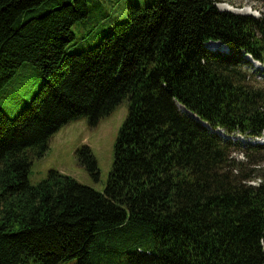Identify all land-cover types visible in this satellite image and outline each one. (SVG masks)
<instances>
[{
	"label": "trees",
	"instance_id": "obj_1",
	"mask_svg": "<svg viewBox=\"0 0 264 264\" xmlns=\"http://www.w3.org/2000/svg\"><path fill=\"white\" fill-rule=\"evenodd\" d=\"M225 1L129 4L70 51L87 0H0V88L24 62L45 77L14 117L0 106V264H264V142L229 137L264 133V79L246 67L264 64V12ZM125 98L103 191L53 168L29 181L62 124ZM75 153L98 179L90 146Z\"/></svg>",
	"mask_w": 264,
	"mask_h": 264
},
{
	"label": "rangeland",
	"instance_id": "obj_2",
	"mask_svg": "<svg viewBox=\"0 0 264 264\" xmlns=\"http://www.w3.org/2000/svg\"><path fill=\"white\" fill-rule=\"evenodd\" d=\"M152 1L87 0L88 14L72 25L74 37L68 43L67 49L80 51L93 46L99 41L102 34L110 30L115 23L127 18L129 4L144 7L151 4ZM225 5L238 10L237 13L259 16L261 12H264V2L258 0H234L232 4H229L226 0L221 2L219 7L225 9ZM209 46L213 47L210 44ZM248 60L249 63L246 64V67L255 74L257 79L263 80L264 69L262 67L264 66H258L250 58ZM44 79L45 77L39 68L30 62L22 63L0 88V106L8 116L14 117L31 100ZM127 112L128 100L125 98L110 114L101 118L96 125H90L83 115L69 119L51 135L49 147L45 153L33 160L28 173L29 181L32 184L37 183L46 176L49 169L53 168L98 191H103L112 168L114 143L118 129ZM225 135L227 134L225 133ZM229 137L238 142L242 148L248 147L249 144L264 142V133L256 138L238 132L230 134ZM82 144L89 145L96 157L100 170L98 179L92 178L77 159L75 151ZM233 154L238 159H243L242 152L236 151ZM76 261L77 258L69 257L60 261L59 264H75Z\"/></svg>",
	"mask_w": 264,
	"mask_h": 264
},
{
	"label": "bare ground",
	"instance_id": "obj_3",
	"mask_svg": "<svg viewBox=\"0 0 264 264\" xmlns=\"http://www.w3.org/2000/svg\"><path fill=\"white\" fill-rule=\"evenodd\" d=\"M210 45H213V48L214 49H219V47L221 48L222 47V45L221 44H219V43H210ZM223 49V48H222ZM224 51V50H223ZM255 63H257L258 64V66H264V65H261V64H259L257 61H254ZM264 69V68H263ZM179 107L183 110V111H185V112H189L188 110H186L183 106H181V105H179ZM192 114V113H191ZM193 116H195L194 114H192ZM196 117V116H195ZM197 118V117H196ZM198 119V118H197ZM199 120V119H198ZM206 124V123H205ZM209 126V125H208ZM219 132H220V134L221 135H224V136H227V135H225V133L222 131V130H218ZM223 132V134H222V132Z\"/></svg>",
	"mask_w": 264,
	"mask_h": 264
},
{
	"label": "water",
	"instance_id": "obj_4",
	"mask_svg": "<svg viewBox=\"0 0 264 264\" xmlns=\"http://www.w3.org/2000/svg\"><path fill=\"white\" fill-rule=\"evenodd\" d=\"M226 7H225V9L226 10H231V11H235V12H239L238 10H235V9H233V8H231L230 6H227V5H225ZM210 43H219V44H221L222 45V47L221 48H224V49H226V46H224V44L223 43H221V42H210ZM258 63H260V62H258ZM264 65V64H263ZM262 68H264V67H262ZM183 111V110H182ZM190 115H192L191 114V112H188ZM193 116V115H192ZM195 117V116H194Z\"/></svg>",
	"mask_w": 264,
	"mask_h": 264
}]
</instances>
